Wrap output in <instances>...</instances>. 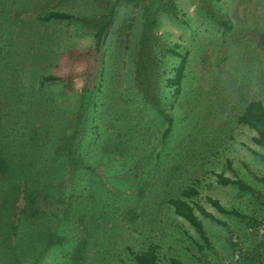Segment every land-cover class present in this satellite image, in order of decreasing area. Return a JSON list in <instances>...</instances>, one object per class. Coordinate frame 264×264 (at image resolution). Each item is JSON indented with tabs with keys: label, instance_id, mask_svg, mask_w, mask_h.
<instances>
[{
	"label": "rangeland",
	"instance_id": "obj_1",
	"mask_svg": "<svg viewBox=\"0 0 264 264\" xmlns=\"http://www.w3.org/2000/svg\"><path fill=\"white\" fill-rule=\"evenodd\" d=\"M49 11L72 19L40 21ZM102 25L107 29L96 53L94 34ZM55 48L72 54L56 57ZM180 55L187 68L177 93L168 80ZM47 75L68 81L69 95H58L59 81L45 87ZM47 88L49 99L72 102L71 137L83 88L90 95L84 134L98 136V143H89L85 155L106 186L90 204L81 193L60 201L43 189L54 198H42V171L35 177L33 169L42 168L39 157L46 153L38 141L44 121L40 113L30 117L25 101L33 96L36 105ZM251 100L264 105V0H0V264H134L127 249L149 245L166 264L170 257L183 264H264V149L237 122ZM169 119L172 132L165 136ZM26 127L34 131L31 142ZM215 173L252 191L220 185ZM189 187L197 194L187 201L221 221L195 211L210 248L167 203ZM208 198L260 225L249 229ZM101 207L95 232L88 214ZM35 209L48 225L64 220L59 242L68 249L58 263L53 229L31 224ZM84 239L89 243L82 246Z\"/></svg>",
	"mask_w": 264,
	"mask_h": 264
},
{
	"label": "trees",
	"instance_id": "obj_2",
	"mask_svg": "<svg viewBox=\"0 0 264 264\" xmlns=\"http://www.w3.org/2000/svg\"><path fill=\"white\" fill-rule=\"evenodd\" d=\"M72 19V15L66 13V12H57V11H49L45 13L42 17L39 18L40 21L46 22L48 24L53 23H61V22H67ZM219 25L225 30L230 31L232 30V23L228 20H225L223 18H220L217 20ZM107 25L100 26L95 34H94V51L96 53H99L100 51V45L102 43L104 34L106 32ZM58 46V45H57ZM56 46V47H57ZM46 48H43L44 53ZM55 55L56 57H67L68 55L71 56L72 51L70 49H59L55 48ZM53 52V51H52ZM181 60L178 63L176 69H174L175 74L174 77L168 80V84L170 86L176 87V92L179 93L181 82L185 78L186 75V57L180 55ZM101 69L99 71V77H101ZM43 80V84L47 82L45 87H49V85L52 83H57L58 81L62 85L60 87V91L58 92L59 96H65L69 95V83L66 81V84L61 83L60 77H55L53 75H47L41 77ZM49 82V83H48ZM68 86V87H67ZM49 89H45L43 91L45 95L44 97H36L38 98V103L35 105L34 103H31L29 99L34 100L35 97L31 96L30 98H26V108L28 111V114L33 119L38 117V114L40 113V119L42 118L44 123L41 122V126H39V137L38 141L43 142L44 146L43 148L46 150V153L42 154L43 150H41L42 154L39 158L41 160L42 168H37L36 164L34 165V175L35 177L37 175V171H42L41 174H39V178L41 179L40 187L42 189L41 195L43 199H52V193L55 196L60 195V201H63L64 199L71 198L72 195L75 193H81L82 198L87 201V204H90V202L95 199L99 200L101 197V193L104 192V179L103 177L96 176L95 173H92V168H90L88 163V158L85 155V150H87V145L89 143L94 144L97 142L98 136L92 137L91 140H87L85 136V132L87 130V118L89 113V103H90V95L86 88H83L82 94L79 98V110H80V116L77 120L76 128L74 129L75 133L71 137L69 135V129L72 127V114H73V108H72V102L66 101V103H59L52 99H49ZM55 97V95H54ZM61 104V105H60ZM237 122L241 125L247 126L251 130L254 131L255 136L252 137V141L257 146H260L264 149V105L260 100H251L248 102V104L244 107L242 113L239 115ZM94 130H98L97 127H94ZM27 135L30 140L32 141V137L34 135V131L30 129L29 127H26ZM172 132L171 127V119H169V124L166 127L164 131V135L167 136ZM85 133V134H84ZM96 134V133H94ZM75 137H78V139L75 140ZM83 138H85V142H83ZM88 142V143H87ZM98 143V142H97ZM96 143V144H97ZM39 146V149L41 148L40 144H37ZM36 146V147H37ZM30 150H33L32 147L29 148ZM35 158L36 156L32 154ZM34 157L31 156V158L34 160ZM112 159V158H111ZM110 159V160H111ZM99 161L96 162V166L99 167ZM127 161H124L123 163L119 164L118 167L120 168L119 171H113L115 178L118 177V175H121L122 169L125 170V166L127 165ZM230 165V163H229ZM88 166V167H87ZM29 174L30 171H29ZM216 182L220 185H234L240 192H251L252 188L246 186L239 180H232L231 178H228L224 176L221 173H215ZM264 183V178L261 179ZM43 182V184H42ZM51 192V194L48 196L44 193V190ZM197 191L194 187H189L181 191L178 198H170L168 199L167 203L170 206V208L173 210L174 214L176 216H179L183 218L197 233L198 237L203 242V245L205 247L210 248V241L208 239V236L206 234L204 225L202 220L199 218V216L196 214L195 211H197L203 218L212 220L213 222L221 223L217 217H215L213 214L207 212L203 206L199 205L198 203H191L190 201H187L191 199L192 197L196 196ZM31 196V194H30ZM34 198L31 196V201H33ZM208 203L211 204L213 208H215L218 212L229 214L233 216L236 219L241 220L242 222H245L246 226H248L249 229H257L260 225V222L252 217H248L247 219L241 215V213L233 208V209H226L223 207V205L220 203L217 199L208 198ZM85 205L81 210L84 213V210L86 209ZM103 208H98L93 210V212L89 213V219L95 220L92 221L91 224L94 225L92 229H94L95 232H99L96 222V218L98 215H95L97 212L103 211ZM111 211V207L109 204V207H107V212ZM32 217H31V224L34 227L41 226V229L44 231H49L50 229L53 233L49 232V236L52 238L51 241L53 243L59 245L55 246L57 249V253H54V257L56 258V263H58L62 257L59 256L62 252H64L65 249H68L63 244V241L59 242L60 235L59 230L61 228V224H64V220L61 219L60 224L58 225H48V219L45 217L43 219L36 218V209L33 211ZM86 214V213H84ZM34 220V221H33ZM31 226V225H30ZM100 227V226H99ZM96 228V229H95ZM88 231L91 229L90 227L86 228ZM48 233V232H47ZM30 236V235H29ZM28 236V237H29ZM31 237V236H30ZM66 240V239H65ZM35 243V240L32 241ZM88 239L83 240V245L88 244ZM57 254V255H56ZM127 254L131 257V260L134 264H166L164 263L157 252V246L155 245H149L146 249L142 251H133L132 249H127ZM76 257H80L82 261H86L84 257H82V254L80 256L75 255ZM78 260V258H77ZM169 264H183L181 261H179L176 258L170 257L168 260ZM167 263V264H168Z\"/></svg>",
	"mask_w": 264,
	"mask_h": 264
}]
</instances>
